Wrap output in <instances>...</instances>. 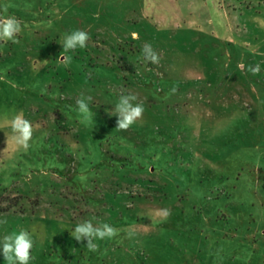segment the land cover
Segmentation results:
<instances>
[{
    "label": "rangeland",
    "instance_id": "obj_1",
    "mask_svg": "<svg viewBox=\"0 0 264 264\" xmlns=\"http://www.w3.org/2000/svg\"><path fill=\"white\" fill-rule=\"evenodd\" d=\"M0 15L24 25L0 42V242L27 230L29 264H264V0H0ZM75 30L87 47L65 53ZM130 93L145 111L122 131ZM21 113L27 151L6 144ZM87 219L122 231L89 252L71 236Z\"/></svg>",
    "mask_w": 264,
    "mask_h": 264
},
{
    "label": "clouds",
    "instance_id": "obj_2",
    "mask_svg": "<svg viewBox=\"0 0 264 264\" xmlns=\"http://www.w3.org/2000/svg\"><path fill=\"white\" fill-rule=\"evenodd\" d=\"M6 11V9H5ZM264 27V22L261 23ZM24 25L15 16L0 15V42L2 43H19L18 36L23 31ZM90 39L89 34L83 30H75L63 36L62 48L65 53L75 51L77 48L87 47V42ZM143 59L147 62L157 64L159 63V55L152 50L151 45H145L143 49ZM62 62H68L70 57L63 56ZM46 63L47 61H42ZM243 70V65L239 66ZM248 71L252 75H258L261 71L260 65L249 66ZM172 93H175L176 88H172ZM91 96L77 99L76 105L78 113L80 114L79 122L87 126L93 123L94 113L90 108ZM138 100L135 94L121 95L119 101L116 103L114 112L118 117L116 123L117 128L126 131L136 121L142 119L145 108L142 102L134 103ZM7 126L11 133L6 134V144L9 142L16 146L17 150L27 151L30 147V141L33 137V124L23 117V114H16L7 121ZM7 147L3 153L7 152ZM155 215L158 217L167 218L170 212L167 209L156 210ZM6 222V221H5ZM121 229L111 226L109 223L94 224L93 220L87 219L76 224L74 230L71 231V236L78 242L87 241L86 248L89 252H97L99 244L96 241L113 240L120 235ZM129 236L133 233L129 232ZM2 245V254L6 264H29L31 259V249L33 248V239L27 230L13 231L4 236Z\"/></svg>",
    "mask_w": 264,
    "mask_h": 264
}]
</instances>
